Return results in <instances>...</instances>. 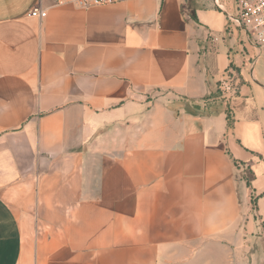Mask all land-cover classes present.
Wrapping results in <instances>:
<instances>
[{
	"label": "crops",
	"instance_id": "crops-1",
	"mask_svg": "<svg viewBox=\"0 0 264 264\" xmlns=\"http://www.w3.org/2000/svg\"><path fill=\"white\" fill-rule=\"evenodd\" d=\"M40 1L0 0V264H264V53L236 0ZM225 84L231 123L193 110Z\"/></svg>",
	"mask_w": 264,
	"mask_h": 264
},
{
	"label": "built area",
	"instance_id": "built-area-1",
	"mask_svg": "<svg viewBox=\"0 0 264 264\" xmlns=\"http://www.w3.org/2000/svg\"><path fill=\"white\" fill-rule=\"evenodd\" d=\"M55 6L72 4L79 8H92L116 3L120 0H50ZM237 15L236 24L245 29L252 37L256 46L264 53V0H236ZM48 9L43 5L42 0L29 12V16L43 19L47 16ZM214 40H218L214 37ZM224 92L237 91V88L223 85Z\"/></svg>",
	"mask_w": 264,
	"mask_h": 264
},
{
	"label": "trees",
	"instance_id": "trees-1",
	"mask_svg": "<svg viewBox=\"0 0 264 264\" xmlns=\"http://www.w3.org/2000/svg\"><path fill=\"white\" fill-rule=\"evenodd\" d=\"M225 97L220 89L218 87L217 91L212 93L209 97L204 98L200 101L198 104L192 105L193 110L196 112L205 111V110H218L220 106L225 107V111L227 112L228 116L230 117V123H231V111L235 107V103L230 101V99H227ZM187 106L189 104H186ZM223 107V108H224ZM252 177V176H251ZM250 177V179H251Z\"/></svg>",
	"mask_w": 264,
	"mask_h": 264
},
{
	"label": "rangeland",
	"instance_id": "rangeland-1",
	"mask_svg": "<svg viewBox=\"0 0 264 264\" xmlns=\"http://www.w3.org/2000/svg\"><path fill=\"white\" fill-rule=\"evenodd\" d=\"M236 92L239 93L238 90H237ZM222 93H223V92H222ZM223 95H224V93H223ZM224 96H225V95H224ZM225 97H226V96H225ZM225 97H223V98H225ZM241 176H242L244 179H250V177L252 176V174L250 173V171H248L247 168H244L243 171H242V173H241ZM249 206L252 207V209H254V208L256 207V202H255V200H254L253 197L250 198V200H249Z\"/></svg>",
	"mask_w": 264,
	"mask_h": 264
}]
</instances>
